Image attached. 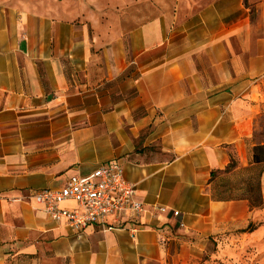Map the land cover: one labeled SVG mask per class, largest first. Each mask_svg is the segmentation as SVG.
Returning a JSON list of instances; mask_svg holds the SVG:
<instances>
[{
  "label": "crops",
  "instance_id": "crops-1",
  "mask_svg": "<svg viewBox=\"0 0 264 264\" xmlns=\"http://www.w3.org/2000/svg\"><path fill=\"white\" fill-rule=\"evenodd\" d=\"M68 3L85 6L0 0V264H202L258 213L217 185L260 166L264 0L256 21L246 0H211L93 39ZM114 160L146 206L136 232H77L29 198Z\"/></svg>",
  "mask_w": 264,
  "mask_h": 264
},
{
  "label": "rangeland",
  "instance_id": "rangeland-1",
  "mask_svg": "<svg viewBox=\"0 0 264 264\" xmlns=\"http://www.w3.org/2000/svg\"><path fill=\"white\" fill-rule=\"evenodd\" d=\"M79 0H70V2ZM85 6L70 4L59 6L67 15H74L78 25L82 20L90 29L91 38L98 31L118 30L123 32L141 25L145 21L173 15L187 6L197 9L211 0H83ZM263 0H246L254 21L259 18V4ZM93 39V38H92ZM256 138L264 144V119L260 120ZM236 170L230 176H222L217 185L219 197L244 196L256 202L264 189L258 187L261 167ZM236 167V166H235ZM262 192V193H261ZM258 213L244 233L234 232L227 237L212 240L208 245L202 264H264V206L253 208ZM256 211V212H257Z\"/></svg>",
  "mask_w": 264,
  "mask_h": 264
},
{
  "label": "built area",
  "instance_id": "built-area-1",
  "mask_svg": "<svg viewBox=\"0 0 264 264\" xmlns=\"http://www.w3.org/2000/svg\"><path fill=\"white\" fill-rule=\"evenodd\" d=\"M29 198L52 220L62 222L77 232L90 225H99L104 231H109L117 224H127L131 231L136 232L140 226L138 221L146 210L138 198L137 185L126 178L125 168L118 160L88 175H74L59 188L35 191ZM69 201L75 206L63 207ZM155 209L169 212L165 206H156ZM170 212L174 217L181 214L178 210Z\"/></svg>",
  "mask_w": 264,
  "mask_h": 264
},
{
  "label": "trees",
  "instance_id": "trees-1",
  "mask_svg": "<svg viewBox=\"0 0 264 264\" xmlns=\"http://www.w3.org/2000/svg\"><path fill=\"white\" fill-rule=\"evenodd\" d=\"M253 157H254V162L256 164H258V165L264 164V144L257 145L254 147ZM236 165H237L236 161L233 160V162L231 163V165L229 167L233 168ZM263 172H264V166L260 168L259 173H258V187L260 189H262L261 177L263 175ZM248 200L250 202L251 208H262L264 206V198H263L262 194L260 195L259 199L256 202H252V201H250V199H248Z\"/></svg>",
  "mask_w": 264,
  "mask_h": 264
}]
</instances>
